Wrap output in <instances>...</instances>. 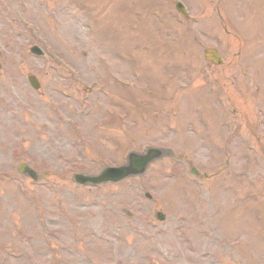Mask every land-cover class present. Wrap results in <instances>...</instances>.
<instances>
[{"label":"rangeland","instance_id":"rangeland-1","mask_svg":"<svg viewBox=\"0 0 264 264\" xmlns=\"http://www.w3.org/2000/svg\"><path fill=\"white\" fill-rule=\"evenodd\" d=\"M175 1L0 0V244L7 245L3 247L26 251V243L32 242L38 257L41 230L34 219L35 213L44 211L60 217V222L54 219L57 223L48 226L59 228L64 242L74 248L59 253L64 264H88L86 253L81 257L75 250L84 246L91 247L88 252L101 262L111 261L108 264L115 260L146 264L152 256L157 264L222 260L264 264V216L254 219L264 204V185L252 187L234 176L244 168L242 156L250 153L245 141L256 143V137L258 148L253 147L262 156L252 153L250 168L253 175H264V0H183L191 13L187 18L176 11ZM26 21L45 26V34L53 33L52 43L68 67H52L53 55L45 45L48 55L42 60L24 56L27 41L22 48L12 28L22 32ZM224 25L239 28L244 36L233 30L227 35ZM215 46L225 62L205 75L204 49ZM30 71L38 74L39 90L27 80ZM114 74L124 78V87L113 83ZM104 82L113 98L105 97ZM161 84L167 86L166 92L160 90ZM216 96L225 100L224 109ZM120 103L124 110L118 109ZM164 109L172 119L170 126L180 127L179 134L168 132ZM143 110L150 115L149 122L139 117ZM123 111L128 117L124 125L116 115ZM236 126L238 133L232 136ZM154 143L170 147L175 155L151 165L145 178L92 190L78 189L72 182L74 171L97 173L107 158L123 162L129 148L140 150ZM119 145L124 152L115 151ZM23 162L40 175L49 171V178L34 185L28 175L16 172ZM193 167L207 179L192 175ZM32 199L38 203L30 204ZM127 205L136 216L139 213L134 222L125 217ZM156 211L165 219L155 221ZM245 216L250 226L246 232L237 220L243 223ZM110 228L122 232L110 247L104 244L113 249L105 253L96 233ZM127 229L146 234L134 235ZM72 232L80 236L79 246L70 240ZM24 233L32 239H24ZM143 240H151L157 253L143 248L149 244ZM229 243L239 246L228 247ZM51 250L39 257L45 264H50L46 254ZM8 256L0 248V264L31 261Z\"/></svg>","mask_w":264,"mask_h":264},{"label":"water","instance_id":"water-1","mask_svg":"<svg viewBox=\"0 0 264 264\" xmlns=\"http://www.w3.org/2000/svg\"><path fill=\"white\" fill-rule=\"evenodd\" d=\"M155 158V155L153 153H149L148 156H139L137 154L132 155L130 157V163L126 165L125 167L121 168L120 171L116 169H107L101 176L97 177H83L84 180H93V181H110V180H120L124 177L131 175V174H137L144 172L146 169V165L150 160Z\"/></svg>","mask_w":264,"mask_h":264}]
</instances>
